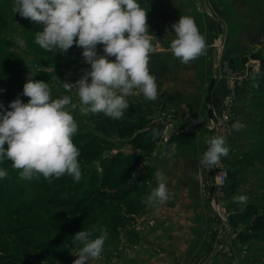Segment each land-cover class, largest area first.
Masks as SVG:
<instances>
[{
	"label": "rangeland",
	"instance_id": "374dc122",
	"mask_svg": "<svg viewBox=\"0 0 264 264\" xmlns=\"http://www.w3.org/2000/svg\"><path fill=\"white\" fill-rule=\"evenodd\" d=\"M12 6L13 0H0V104L7 109L18 96L28 102L23 86L29 73L32 79L49 84L53 99L70 95L68 111L78 123L73 142L80 151L82 179L76 183L65 175L53 177L51 183L42 176L24 181L11 168V161L0 163L9 173L0 179V264H73L77 258L71 254L73 236L97 222L106 227L108 237L101 259L89 264H208L213 256H221L225 264H264V228L246 244L236 239L239 233H250L256 216L264 214V89L258 80V75L264 77V46L249 49L232 61L235 70L215 121L228 129L221 134L213 124L214 131L227 136L235 122L244 126L230 146L228 163L211 169L210 174L203 170L197 175L198 182L202 181L200 193L192 194L195 203H189L182 213L186 204L176 196V189L173 196L178 201L158 207L147 204L145 197L154 188V170L149 166H156L159 151L155 154L134 146L129 137L121 135L118 124L134 123V132L143 133L145 142L164 148L171 144L170 126L157 128L164 134L153 139L155 124L149 127L153 122L147 114L152 109L136 97H127L129 109L119 121L102 113H82L75 90L65 92L61 82L74 84L90 69L83 49L75 44L66 53L41 49L34 37L42 24L13 13ZM212 12L213 17L226 19L227 31L240 33L232 22L241 16L232 3L224 1L222 11ZM98 47L97 52L101 51ZM256 69L260 71L253 72ZM225 114L228 121L223 119ZM136 158H141L137 165ZM230 164L239 172L237 188L234 194L226 186L218 188L216 206L209 202L207 181ZM168 166L167 179L185 182L192 178L190 162L174 161ZM241 194L249 196L247 204L233 202ZM211 204L218 208L217 216Z\"/></svg>",
	"mask_w": 264,
	"mask_h": 264
},
{
	"label": "clouds",
	"instance_id": "9594fccd",
	"mask_svg": "<svg viewBox=\"0 0 264 264\" xmlns=\"http://www.w3.org/2000/svg\"><path fill=\"white\" fill-rule=\"evenodd\" d=\"M12 12L42 24L34 37L41 49L66 53L74 44L83 49L90 69L74 84L61 82L65 92L75 90L82 113H102L119 121L129 109L127 97L157 99L156 77L150 74L148 64L158 39L149 32L147 9L138 0H13ZM171 27L170 51L181 63L188 64L205 53L206 39L191 16H180ZM98 45L103 46V55L98 54ZM33 76L29 73L23 86L27 103L18 96L7 109L0 104V163L11 161V168L18 170L19 179L24 181L42 176L51 183L53 177L67 175L78 183L82 179L80 151L73 142L78 123L68 111L72 98L63 95L53 99L49 84ZM243 126L239 121L232 125L236 131ZM163 134L153 129L152 138ZM205 142L207 150L199 165L209 171L219 167L230 146L221 135L206 137ZM8 174L7 169L0 168V179ZM155 177L157 186L145 197L152 207L166 204L173 195L165 174L157 170ZM248 201L246 194L233 197L236 203ZM107 237L106 227L99 222L78 231L73 236L71 254L77 257L73 264L101 259Z\"/></svg>",
	"mask_w": 264,
	"mask_h": 264
},
{
	"label": "crops",
	"instance_id": "0c3cea01",
	"mask_svg": "<svg viewBox=\"0 0 264 264\" xmlns=\"http://www.w3.org/2000/svg\"><path fill=\"white\" fill-rule=\"evenodd\" d=\"M224 1L232 3L234 10L241 16L237 19V23L236 21L232 22L240 28L239 34H236L235 31H227V21L223 20V16V18L213 17L211 14V11L215 13L222 11ZM138 2L147 9L149 32L158 39L157 48L150 54L148 64L150 74L156 77L158 96L154 101L147 100L142 95L129 97H136V99L147 103L146 106L152 109V113H147L153 122L149 127L155 124V129H157L166 125L173 130L171 144L168 147H160L156 143L157 146L151 148L152 153L156 154L159 151L156 166L149 164V167L154 170V180L152 179L154 188L157 186L155 177L157 170H161L167 177L168 164H174V161L185 164L190 162L193 165L191 179L185 182H179L177 178L172 177L167 179L170 192L174 194V189H176V196L179 195L184 200L186 206L181 211L185 213L189 203H195L192 194L200 193L199 185L202 181L198 182L197 175L203 171L200 168L199 160L207 150L206 137L218 135L214 131L213 124L222 110L229 81L235 70L231 68L232 61L239 59V56L254 47L263 49L264 0H138ZM180 16H191L200 33L206 39L205 53L188 64L181 63L170 51V41L174 34L171 25L178 22ZM98 46L101 50L98 53L103 55V46ZM109 58L110 60L115 59L114 57ZM212 80H214V85L210 90L209 86ZM209 110L213 112L212 117L208 115ZM235 110H240V108L236 106ZM239 131L232 130L230 133L228 132L227 136L224 135V137L229 136L226 139L228 146H231L233 140L239 139L237 134ZM227 158L228 155L221 158L218 168L228 163ZM162 160L167 163H162ZM228 166L226 169L233 167L232 164ZM184 172L187 175L188 172L186 170ZM210 173L211 170H209ZM217 176V173L215 179L211 176L206 185L209 202L216 206L218 205ZM204 183H206L205 179ZM212 186H215L214 196L211 192ZM171 198L169 203L179 200L173 195ZM179 206L177 205L176 208ZM211 208L216 215L218 208H213L212 204ZM231 250L233 251V249ZM208 264H225V260L221 256L220 259L213 256Z\"/></svg>",
	"mask_w": 264,
	"mask_h": 264
},
{
	"label": "trees",
	"instance_id": "16d2710c",
	"mask_svg": "<svg viewBox=\"0 0 264 264\" xmlns=\"http://www.w3.org/2000/svg\"><path fill=\"white\" fill-rule=\"evenodd\" d=\"M261 66L264 70V58L261 59ZM258 80L262 81V82H259V87L264 89V77L262 78V74L258 75ZM123 124H126V126H124ZM118 126L120 127L119 130L121 131V135L129 137L130 143L133 144L134 146L139 147L140 149L145 150V151L150 150L152 148V144L147 143L143 140L144 138L143 133L134 132V127H133L134 123L122 122V123H119ZM140 162H141V158L139 161L137 158L135 159L136 165ZM227 174H228V179H227L226 187H228L230 193L234 194L237 188L236 179L239 175V172L237 169L230 168V169H227ZM233 218L234 216L231 217V220H233ZM263 228H264V214L256 216L250 228V233H243V232L239 233L237 234L236 239L242 244H246L253 237H257V235H261Z\"/></svg>",
	"mask_w": 264,
	"mask_h": 264
},
{
	"label": "built area",
	"instance_id": "2783aa9c",
	"mask_svg": "<svg viewBox=\"0 0 264 264\" xmlns=\"http://www.w3.org/2000/svg\"><path fill=\"white\" fill-rule=\"evenodd\" d=\"M260 71V70H259ZM256 70H253V72H259ZM223 119L225 121H228V115H224ZM215 125V129H221V134L225 133V128L227 127H224L223 129L221 127H219V125L216 124V122L214 123ZM228 129V128H227ZM165 141H168V137H165ZM227 179H228V174H227V170L225 169H221L220 172H219V175L217 177V185H218V188H223L225 186H227Z\"/></svg>",
	"mask_w": 264,
	"mask_h": 264
},
{
	"label": "water",
	"instance_id": "95a60500",
	"mask_svg": "<svg viewBox=\"0 0 264 264\" xmlns=\"http://www.w3.org/2000/svg\"><path fill=\"white\" fill-rule=\"evenodd\" d=\"M213 85H214V80L211 81L210 88H209L210 90L213 88ZM212 113H213L212 110H209V117H212V115H213ZM211 192H212V195L214 196L215 186H212Z\"/></svg>",
	"mask_w": 264,
	"mask_h": 264
}]
</instances>
